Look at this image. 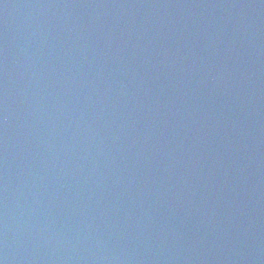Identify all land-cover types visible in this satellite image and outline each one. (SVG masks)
Returning a JSON list of instances; mask_svg holds the SVG:
<instances>
[{
	"label": "water",
	"instance_id": "obj_1",
	"mask_svg": "<svg viewBox=\"0 0 264 264\" xmlns=\"http://www.w3.org/2000/svg\"><path fill=\"white\" fill-rule=\"evenodd\" d=\"M0 264H264V0H0Z\"/></svg>",
	"mask_w": 264,
	"mask_h": 264
}]
</instances>
